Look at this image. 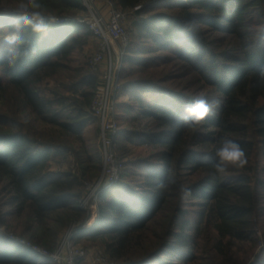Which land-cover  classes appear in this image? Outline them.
Listing matches in <instances>:
<instances>
[{
	"label": "trees",
	"instance_id": "1",
	"mask_svg": "<svg viewBox=\"0 0 264 264\" xmlns=\"http://www.w3.org/2000/svg\"><path fill=\"white\" fill-rule=\"evenodd\" d=\"M40 2L44 15L86 10L79 0ZM138 4L123 72L157 64L165 56L155 52H173L196 64L208 80L213 96L203 98L212 107L202 122L185 124L184 108L194 100L174 102L171 96L178 93L161 87L162 81L123 83L120 93L128 100L117 102L116 118L129 128L115 142L119 150L131 145L151 151L124 152L134 155L117 183L102 193L100 227L88 236L103 244L112 264H193L204 244L212 264H264V0H115L124 10ZM155 9L178 14H152ZM16 16L0 12V91L8 104L0 106V180L9 194L5 204L12 208L2 210L0 202V225L13 213L23 218V230L33 240L32 230L53 213L67 210L78 219L86 213L80 207L81 180L101 169L100 154L91 145L98 131L91 110L98 79L86 73L72 85V94L43 95L40 83L67 69L71 54L91 33L82 24L52 23L49 33L25 27L21 54L10 60L5 38L13 34ZM193 23L206 25L226 48L218 56L210 53L209 42L191 32ZM22 112L49 124L51 135H38L33 120L20 119ZM227 140L242 148L246 163L226 165L218 173L216 152ZM71 154L80 174L52 169ZM0 264L56 263L0 234Z\"/></svg>",
	"mask_w": 264,
	"mask_h": 264
},
{
	"label": "rangeland",
	"instance_id": "2",
	"mask_svg": "<svg viewBox=\"0 0 264 264\" xmlns=\"http://www.w3.org/2000/svg\"><path fill=\"white\" fill-rule=\"evenodd\" d=\"M79 1L83 5V2L81 0ZM182 1H188V0H182ZM19 2L20 0H0V12L11 13L14 16L17 15V12L19 10L18 9ZM113 2L115 8L122 9L115 5V0H113ZM99 10H100V14L106 17L109 7L107 5H100ZM124 12L126 15L124 27L127 35V43L124 47L118 42H115L113 45V47H115L116 50H118L120 53L121 52L123 53L122 58L120 59V61L117 62V66H118L117 76L119 82L122 85L125 81H137L139 79H152L155 82L162 81L163 84H161L162 85L161 87L170 88L178 93L177 95L171 96L172 99H174V102H176V99L179 98L184 100L186 99L195 100L201 97L213 96V88L208 84L207 82L208 80H205V76L197 72V69L195 68L196 64H194L193 62L186 63L181 59L176 58L175 53L173 52H155L152 55L165 56V57L163 59H158L156 62L157 64H152V66H150L151 64H148L146 66H141L140 69H136L135 71H129V74L126 75L123 72L124 67L126 66L124 62V57L127 53V49L130 46L131 41L134 39L135 30H132V23L136 17L129 8H126ZM161 12L172 13L174 15L178 14V10L168 11L167 9H155L152 12V14L161 13ZM88 14L89 13L87 10H82L78 12H68L62 16L50 15V14L48 15L49 18L51 19L65 18L66 21L62 23H55L56 25L59 24L63 25L70 23L80 24L78 23V20L85 19L88 16ZM48 15L46 14L45 18H48ZM145 17L146 16H143V19ZM52 23L53 22L47 23L46 32L49 33L51 31ZM189 27L191 28V32L194 33L197 39H205L209 42L208 49L210 50V53L214 54L215 56H218V53H221L226 48L223 43L217 40L218 37L217 34L213 33L212 30L208 29L206 25L193 23V24H189ZM96 51H97V40L91 34L87 39L86 43L82 46V49L80 51L75 50L73 54H71L72 60L68 61L67 65L69 66L67 67V69L66 68L58 69L57 72H55L51 76L49 75V77H47L42 83H40L39 85L40 92L46 97H52L51 91H57L64 95H70L72 94V89H73L72 85L77 83L82 77V75L89 73L95 75L97 79H99L101 76V69L103 68L104 64L101 63L98 70L92 69L90 64L91 56ZM114 56L115 54L113 52V58ZM208 57H209L208 54H206L205 60ZM218 61H221L220 58L218 59ZM124 76L126 78L122 79V77ZM77 85L78 87H82L79 84ZM179 94H181L182 97H178ZM153 95L156 96V94ZM127 100H128V96L126 94L123 93L118 94L117 102L127 101ZM2 104H3V108H6V106L8 105L6 103L5 104L3 103V95L0 91V106ZM19 117L22 121L29 119L28 121L31 122L30 120H33V117L27 115L26 112H22L21 114L19 113ZM116 122L120 128V131L126 127L129 128L128 124L120 120L118 121L117 118H116ZM97 124H98V131L96 133V138L93 142H91V145L97 148L98 156H99L100 143H99L98 120H97ZM32 125H33L32 128L33 131H36L38 135H43L44 137L51 135L53 131L52 127L49 124L47 125L45 123H40L38 121L33 120ZM85 133L86 135L89 136L92 134L91 126L86 127ZM118 145L119 143L115 142L114 148L117 157L123 162L124 165L134 155V154H130L124 157V152L126 150H128V153L137 154L141 149H143L142 151L144 155L151 151L150 149H145L143 147L141 148L134 147L131 145H127L126 150L123 151L118 149ZM51 167L54 170L55 169L71 170V172L75 173L76 175L80 174V168H81L80 165H78V161L76 160L73 154L69 155L65 160L59 161L58 164L56 163L51 164ZM101 168H102V163H101ZM100 173H101V169L99 171L98 176L92 179L89 178L88 180L87 179L81 180L83 185L81 187L82 199H85L87 194L90 193L91 189H93V187L96 185L97 183L96 180L99 178ZM4 184L5 183L0 180V202L2 203V210L8 211L12 208L5 204V201L8 199L9 194L8 191L3 187ZM114 184L108 186L103 184L99 185L98 188H101L99 190L100 192L99 198H101L102 193H104L106 189L112 187ZM260 193L262 196L261 203L262 205H264V189H261ZM97 216H98V211L96 212V209L94 210L92 209L90 213H83V215L79 217V219L73 216L67 210L55 212L50 216L51 218L48 220V222H46V224L43 227H38L32 230L31 233H35V235L37 236L34 237L33 240L44 246H46L44 243H48V244H52L54 248H57L64 233L73 223L83 224L94 218H98ZM5 220H6L5 224L0 225V234L5 235V237L13 241V243H15L16 245H20V243L17 240H12L11 239L12 237L19 240L23 238L27 241L34 242L33 240L30 239L31 236L28 235L25 230H23L24 229L23 218L17 217L15 214L12 213V214H6ZM98 227H100V225ZM98 227L94 229L97 230ZM87 235H85L84 232H81L74 234L72 238L73 245L83 249L87 254L83 259H80V262L78 264H112V259L108 257L103 244L98 239L95 240V239H91L90 237L86 238L85 236ZM99 255L105 257L107 263L95 261ZM197 255H198L197 259L195 260V262H193V264H212V260H211L212 252H209L208 247L205 244L203 245V251H199Z\"/></svg>",
	"mask_w": 264,
	"mask_h": 264
},
{
	"label": "built area",
	"instance_id": "3",
	"mask_svg": "<svg viewBox=\"0 0 264 264\" xmlns=\"http://www.w3.org/2000/svg\"><path fill=\"white\" fill-rule=\"evenodd\" d=\"M81 1L89 14L85 19L78 20V23L85 25L97 40V51L90 59L91 67L98 70L100 64H104L101 69V76L93 90L91 101V110L99 123V152L102 168L96 185L85 199L80 201L81 209L90 213L92 209L98 211L99 190L101 189L98 188L99 185L108 186L117 182L123 168V162L117 157L114 148L115 140L120 133V128L116 122V104L122 87L117 76V62L120 61L123 53L116 50L113 45L118 42L124 47L127 43V35L124 27L125 10L115 8L113 0ZM100 5L109 7L106 17L100 14ZM140 9L141 5L139 4L134 6L131 11L135 13ZM48 18H45V21L53 23L66 21L65 18ZM97 217L83 224L73 223L64 233L58 247L52 251L23 238L19 240L11 236V239L17 240L22 247L28 248L42 257L52 259L57 264H78L80 259H83L87 254L83 249L73 245V235L93 228L99 221V216ZM95 261L107 263L102 255H99Z\"/></svg>",
	"mask_w": 264,
	"mask_h": 264
},
{
	"label": "clouds",
	"instance_id": "4",
	"mask_svg": "<svg viewBox=\"0 0 264 264\" xmlns=\"http://www.w3.org/2000/svg\"><path fill=\"white\" fill-rule=\"evenodd\" d=\"M18 9L16 22L14 23V32L5 38V42L9 45L7 52L10 60H14L21 54L19 45L24 41L20 33L25 27L30 28L34 33L44 32L47 29L40 0H20ZM211 107L205 98L195 99L191 105L184 108V123L202 122L210 113ZM216 155L219 158V162L214 167L218 173L225 172L226 165L243 167L246 163L245 153L242 148L230 140L221 143Z\"/></svg>",
	"mask_w": 264,
	"mask_h": 264
},
{
	"label": "crops",
	"instance_id": "5",
	"mask_svg": "<svg viewBox=\"0 0 264 264\" xmlns=\"http://www.w3.org/2000/svg\"><path fill=\"white\" fill-rule=\"evenodd\" d=\"M97 225H95L93 228H91V229H89V230H86L85 232H84V234L85 235H87V234H89V233H91V232H94V228H96V227H98L99 225H100V223L98 224V222L96 223ZM86 238L87 237H89L88 235L87 236H85Z\"/></svg>",
	"mask_w": 264,
	"mask_h": 264
}]
</instances>
